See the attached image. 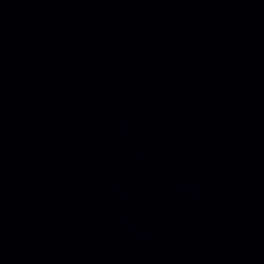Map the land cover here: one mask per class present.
<instances>
[{"label":"water","instance_id":"95a60500","mask_svg":"<svg viewBox=\"0 0 264 264\" xmlns=\"http://www.w3.org/2000/svg\"><path fill=\"white\" fill-rule=\"evenodd\" d=\"M0 264H264V0H0Z\"/></svg>","mask_w":264,"mask_h":264}]
</instances>
